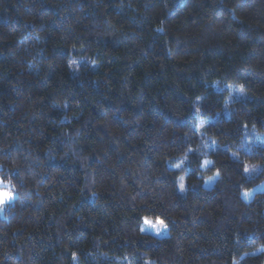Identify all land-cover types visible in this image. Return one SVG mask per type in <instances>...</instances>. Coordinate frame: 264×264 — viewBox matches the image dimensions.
<instances>
[{"label": "trees", "instance_id": "16d2710c", "mask_svg": "<svg viewBox=\"0 0 264 264\" xmlns=\"http://www.w3.org/2000/svg\"><path fill=\"white\" fill-rule=\"evenodd\" d=\"M232 82L248 97L198 130ZM245 125L264 131V0H0V264H264Z\"/></svg>", "mask_w": 264, "mask_h": 264}, {"label": "rangeland", "instance_id": "374dc122", "mask_svg": "<svg viewBox=\"0 0 264 264\" xmlns=\"http://www.w3.org/2000/svg\"><path fill=\"white\" fill-rule=\"evenodd\" d=\"M216 89H226L228 92L226 94V98L223 104V107L221 110H219L215 116L210 117L208 119H201L200 125H198V130H200L207 122L215 120L217 117L221 115L228 116L230 114V104L233 100L235 99H245L248 97L247 92L243 88L241 84L238 83H224L219 86V84L215 85ZM259 144H264V131L258 130L254 126H244L243 129V136L241 137L239 143L236 144V149L238 151H243V152H249L250 149H252L253 146L259 145ZM214 147V144H213ZM239 152H234L233 155H237ZM181 166V164H178ZM179 167H175L176 169H180ZM245 169H248V171H245L247 175H252L255 172L258 171L259 165L256 164H246ZM184 175L185 171L181 172L178 176V191L180 194L184 195L186 193V184L184 180ZM1 178V177H0ZM210 184V181H207L205 183L206 186ZM11 190L15 193V191L11 188ZM257 190H264V181L257 186ZM16 197V193H15ZM14 200V199H13ZM12 200V201H13ZM11 201V202H12ZM1 206V205H0ZM151 222V224L157 225L156 228H151L150 226L145 224V221ZM159 221L160 219H144L143 223V230L153 233V234H158V235H164L167 233V227L162 228L159 226Z\"/></svg>", "mask_w": 264, "mask_h": 264}, {"label": "snow or ice", "instance_id": "6c2138e0", "mask_svg": "<svg viewBox=\"0 0 264 264\" xmlns=\"http://www.w3.org/2000/svg\"><path fill=\"white\" fill-rule=\"evenodd\" d=\"M206 164L208 162H205ZM180 165H177L179 167ZM248 171V169H245ZM13 199H15V193L11 190V185L7 183L3 178H0V205H4L10 203ZM145 224L150 226L151 228H156L157 225L151 224L149 221H145ZM159 226L162 228H166L167 225L164 224L163 221H159Z\"/></svg>", "mask_w": 264, "mask_h": 264}]
</instances>
